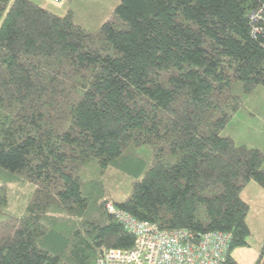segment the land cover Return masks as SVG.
<instances>
[{"label": "trees", "instance_id": "16d2710c", "mask_svg": "<svg viewBox=\"0 0 264 264\" xmlns=\"http://www.w3.org/2000/svg\"><path fill=\"white\" fill-rule=\"evenodd\" d=\"M108 16L88 30L0 0V264L130 249L109 204L190 243L226 233L221 264H238L264 152L228 127L244 93L264 100V0H120Z\"/></svg>", "mask_w": 264, "mask_h": 264}, {"label": "rangeland", "instance_id": "374dc122", "mask_svg": "<svg viewBox=\"0 0 264 264\" xmlns=\"http://www.w3.org/2000/svg\"><path fill=\"white\" fill-rule=\"evenodd\" d=\"M47 7L58 15L72 12L74 21L88 30H95L110 15L120 0H32ZM115 22L113 16L108 19ZM243 106L234 121L229 125L231 137L241 144L264 152V100L262 88L244 93ZM249 210L246 223L249 234L246 245L235 248L231 255L238 264H255L264 242V189L256 182L248 181L240 192Z\"/></svg>", "mask_w": 264, "mask_h": 264}, {"label": "built area", "instance_id": "2783aa9c", "mask_svg": "<svg viewBox=\"0 0 264 264\" xmlns=\"http://www.w3.org/2000/svg\"><path fill=\"white\" fill-rule=\"evenodd\" d=\"M108 210L135 239L129 250L104 251L96 264H220L225 259L230 238L226 233L207 232L190 243L187 231L163 230L112 204Z\"/></svg>", "mask_w": 264, "mask_h": 264}, {"label": "bare ground", "instance_id": "6f19581e", "mask_svg": "<svg viewBox=\"0 0 264 264\" xmlns=\"http://www.w3.org/2000/svg\"><path fill=\"white\" fill-rule=\"evenodd\" d=\"M54 2H59V0H54ZM109 211V210H108ZM111 214V213H110ZM116 220H118V219H116ZM119 221V220H118ZM120 222V221H119ZM121 223V222H120ZM121 225L123 226V224L121 223ZM124 227V226H123ZM125 229V228H124ZM126 230V229H125ZM126 231H128V230H126ZM129 232V231H128ZM129 233H131V232H129ZM132 234V233H131ZM133 235V237H134V239H135V236H134V234H132ZM227 248H228V245H227ZM127 250H129V249H127ZM123 251V250H122ZM226 252H227V249H226ZM222 262V261H221ZM221 264V263H220Z\"/></svg>", "mask_w": 264, "mask_h": 264}]
</instances>
